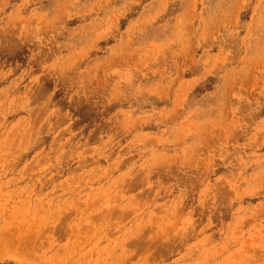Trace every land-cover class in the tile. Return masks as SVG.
<instances>
[{"label":"rangeland","instance_id":"1","mask_svg":"<svg viewBox=\"0 0 264 264\" xmlns=\"http://www.w3.org/2000/svg\"><path fill=\"white\" fill-rule=\"evenodd\" d=\"M0 264H264V0H0Z\"/></svg>","mask_w":264,"mask_h":264}]
</instances>
